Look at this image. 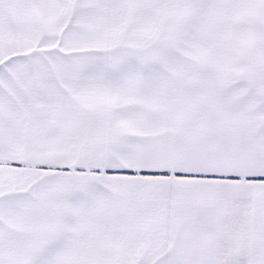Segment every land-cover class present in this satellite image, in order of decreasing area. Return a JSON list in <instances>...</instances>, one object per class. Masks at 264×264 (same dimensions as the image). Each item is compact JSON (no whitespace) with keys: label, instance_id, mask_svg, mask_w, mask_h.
Here are the masks:
<instances>
[{"label":"snow or ice","instance_id":"1","mask_svg":"<svg viewBox=\"0 0 264 264\" xmlns=\"http://www.w3.org/2000/svg\"><path fill=\"white\" fill-rule=\"evenodd\" d=\"M0 264H264V0H0Z\"/></svg>","mask_w":264,"mask_h":264}]
</instances>
